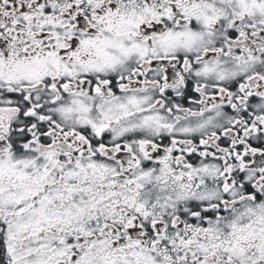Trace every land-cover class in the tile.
I'll return each instance as SVG.
<instances>
[{
	"label": "snow or ice",
	"instance_id": "6c2138e0",
	"mask_svg": "<svg viewBox=\"0 0 264 264\" xmlns=\"http://www.w3.org/2000/svg\"><path fill=\"white\" fill-rule=\"evenodd\" d=\"M0 264H264V0H0Z\"/></svg>",
	"mask_w": 264,
	"mask_h": 264
}]
</instances>
